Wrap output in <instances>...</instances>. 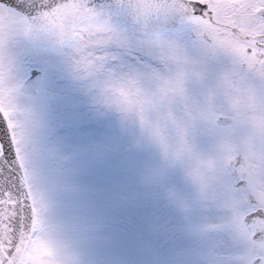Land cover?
Returning <instances> with one entry per match:
<instances>
[{
    "label": "snow or ice",
    "instance_id": "1",
    "mask_svg": "<svg viewBox=\"0 0 264 264\" xmlns=\"http://www.w3.org/2000/svg\"><path fill=\"white\" fill-rule=\"evenodd\" d=\"M0 264H264V0H0Z\"/></svg>",
    "mask_w": 264,
    "mask_h": 264
}]
</instances>
